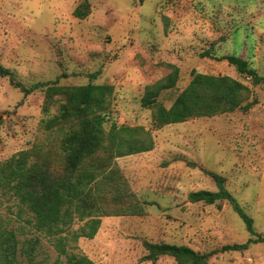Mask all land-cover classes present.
Returning a JSON list of instances; mask_svg holds the SVG:
<instances>
[{
  "label": "rangeland",
  "instance_id": "rangeland-1",
  "mask_svg": "<svg viewBox=\"0 0 264 264\" xmlns=\"http://www.w3.org/2000/svg\"><path fill=\"white\" fill-rule=\"evenodd\" d=\"M83 1L0 0V64L13 74H0V162L40 145L50 161L62 163L60 132L47 129L43 120L60 112L63 99L45 113L46 87L29 93L23 87L57 79L59 85H111L105 128L112 123L143 126L154 148L114 159L136 203L113 202L93 238L72 239L85 224L76 220L69 251L95 264H177L167 255L145 259V242H168L217 251L207 264H264V242L222 250L251 237L227 200L207 204L189 198L193 191H217L208 172L220 174L264 235V85H253L234 65L218 59L241 56L264 76V0H88L90 14L80 19L74 10ZM209 49L214 57L202 56ZM175 67L177 82L161 92L159 104L170 107L193 71L232 76L250 88L243 103L256 102L247 111L160 128L154 108L144 107L141 99L147 85ZM31 220L18 200L0 188V230L16 233L22 264L31 263L21 247L37 236V264H67L54 239L37 231Z\"/></svg>",
  "mask_w": 264,
  "mask_h": 264
},
{
  "label": "trees",
  "instance_id": "trees-1",
  "mask_svg": "<svg viewBox=\"0 0 264 264\" xmlns=\"http://www.w3.org/2000/svg\"><path fill=\"white\" fill-rule=\"evenodd\" d=\"M89 14L88 0L74 10V15L80 19ZM202 56L214 57L211 49ZM218 59L234 65L241 74L250 77L253 85H264V76L247 59L233 54ZM0 74L13 78L12 71L1 64ZM178 75L179 68L175 67L167 77L147 85L142 96V105L154 108V123L160 128L240 108L247 111L256 102L254 99L243 103L250 88L232 76L193 71L190 83L170 107L159 104L158 96L175 86ZM96 76L97 73L92 74L93 78ZM38 87H46L45 113L54 102L63 99L60 112L43 120L47 129L57 128L60 132L62 163L59 166L50 161L40 145L21 150L0 162V188L10 192L18 200L19 208L31 215V223L37 231L54 239L59 256H66L67 264H95L88 256L69 251L70 227L76 220L84 221L82 232H74L72 239L93 238L101 226V217L111 213L109 207L113 202L129 204V207L136 203L135 195L114 159L150 151L154 148V139L143 126L112 123L109 130L105 128L113 92L111 85L92 82L59 85L57 79L23 89L29 93ZM57 95L60 98H55ZM208 173L215 179L218 190L193 191L189 194L190 200L207 204L227 200L243 218L251 234L247 242L226 244L222 250L241 251L251 243L264 242V235L255 230L252 217L227 190L225 177L211 171ZM39 241L37 236L28 239L26 246L21 247V254L26 255L31 264H37L35 257ZM19 242L13 230H0V264H22L18 256ZM145 247L148 250L145 259L156 261L167 255L175 258L177 264H207L217 253L215 250L200 252L187 245L168 242H145Z\"/></svg>",
  "mask_w": 264,
  "mask_h": 264
}]
</instances>
